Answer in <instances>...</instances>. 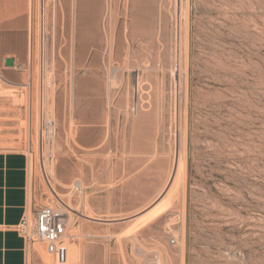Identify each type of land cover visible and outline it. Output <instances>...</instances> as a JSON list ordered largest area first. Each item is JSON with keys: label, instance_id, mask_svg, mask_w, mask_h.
I'll return each instance as SVG.
<instances>
[{"label": "rangeland", "instance_id": "374dc122", "mask_svg": "<svg viewBox=\"0 0 264 264\" xmlns=\"http://www.w3.org/2000/svg\"><path fill=\"white\" fill-rule=\"evenodd\" d=\"M32 1L0 150L33 161L76 264H264V0Z\"/></svg>", "mask_w": 264, "mask_h": 264}, {"label": "crops", "instance_id": "0c3cea01", "mask_svg": "<svg viewBox=\"0 0 264 264\" xmlns=\"http://www.w3.org/2000/svg\"><path fill=\"white\" fill-rule=\"evenodd\" d=\"M32 2L0 0V8L6 10V18L2 23L9 31L23 33L20 37L21 47L18 41L13 42L12 36L3 49V59H0L3 76L12 85L24 82L30 71L29 37L26 48L24 33L27 30L29 32ZM6 59L12 60V66H6ZM38 187L35 165L26 153L0 150V264H46L42 248L26 247L14 230L26 212L37 210ZM67 246V262L76 264L79 249L70 244Z\"/></svg>", "mask_w": 264, "mask_h": 264}, {"label": "built area", "instance_id": "2783aa9c", "mask_svg": "<svg viewBox=\"0 0 264 264\" xmlns=\"http://www.w3.org/2000/svg\"><path fill=\"white\" fill-rule=\"evenodd\" d=\"M3 80L0 71V81ZM52 124H41L39 141L42 145L44 138L53 135ZM80 187L75 183L76 190ZM15 232L22 239L26 247H41L42 250L54 258L55 264H67V243L70 239L69 225L65 214L56 208L43 206L33 213L26 212Z\"/></svg>", "mask_w": 264, "mask_h": 264}, {"label": "bare ground", "instance_id": "6f19581e", "mask_svg": "<svg viewBox=\"0 0 264 264\" xmlns=\"http://www.w3.org/2000/svg\"><path fill=\"white\" fill-rule=\"evenodd\" d=\"M12 60H10V59H6L5 60V64H6V66H12ZM2 81H4L5 82V80L3 79ZM79 185H80V182H77ZM56 195V194H55ZM68 244H70V246L71 247H74V245H75V242H68ZM49 257H51L50 255H48L47 253L44 255L43 254V261H44V263H46V264H50V258ZM72 264V263H71Z\"/></svg>", "mask_w": 264, "mask_h": 264}]
</instances>
